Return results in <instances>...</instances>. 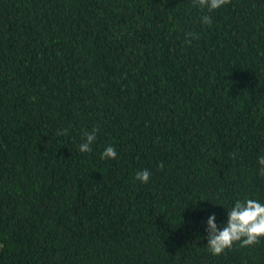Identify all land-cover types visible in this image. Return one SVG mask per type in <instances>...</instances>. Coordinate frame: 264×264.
<instances>
[{
	"label": "trees",
	"instance_id": "obj_1",
	"mask_svg": "<svg viewBox=\"0 0 264 264\" xmlns=\"http://www.w3.org/2000/svg\"><path fill=\"white\" fill-rule=\"evenodd\" d=\"M202 14L0 0V264H264V240L213 257L202 239L209 213L264 202V0Z\"/></svg>",
	"mask_w": 264,
	"mask_h": 264
},
{
	"label": "clouds",
	"instance_id": "obj_2",
	"mask_svg": "<svg viewBox=\"0 0 264 264\" xmlns=\"http://www.w3.org/2000/svg\"><path fill=\"white\" fill-rule=\"evenodd\" d=\"M229 0H191V7L198 8L202 11L200 23L210 26L213 22L210 13H214L228 4ZM199 35L195 31L187 32L185 35L186 42L198 39ZM65 129L59 132V135L66 134ZM98 128L93 127L85 131L82 141L78 145L81 153H90L93 145L97 142ZM235 155V153H233ZM117 151L112 145H107L101 153V159H116ZM257 174L264 176V151H261L256 157ZM152 173L147 168L138 171L135 179L141 183L147 184L150 181ZM200 201V200H196ZM196 201L192 202V210L201 211ZM224 209L225 207L221 204ZM226 218L223 222H218L215 212L207 215L203 222L207 240L206 250L213 257H220L226 251L232 249L235 245L240 247L253 246L261 240H264V202L258 198L243 197L236 198L227 207Z\"/></svg>",
	"mask_w": 264,
	"mask_h": 264
}]
</instances>
